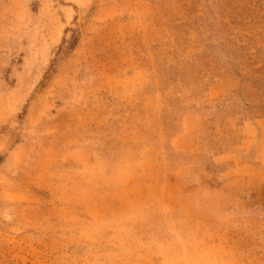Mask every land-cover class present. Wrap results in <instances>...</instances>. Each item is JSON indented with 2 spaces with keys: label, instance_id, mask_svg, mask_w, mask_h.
<instances>
[{
  "label": "rangeland",
  "instance_id": "rangeland-1",
  "mask_svg": "<svg viewBox=\"0 0 264 264\" xmlns=\"http://www.w3.org/2000/svg\"><path fill=\"white\" fill-rule=\"evenodd\" d=\"M0 264H264V0H0Z\"/></svg>",
  "mask_w": 264,
  "mask_h": 264
}]
</instances>
